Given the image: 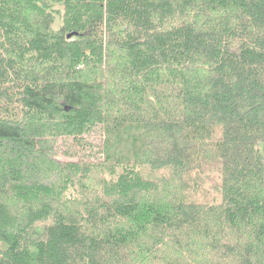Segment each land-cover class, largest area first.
<instances>
[{"label":"trees","instance_id":"16d2710c","mask_svg":"<svg viewBox=\"0 0 264 264\" xmlns=\"http://www.w3.org/2000/svg\"><path fill=\"white\" fill-rule=\"evenodd\" d=\"M0 264H264V0H0Z\"/></svg>","mask_w":264,"mask_h":264},{"label":"water","instance_id":"95a60500","mask_svg":"<svg viewBox=\"0 0 264 264\" xmlns=\"http://www.w3.org/2000/svg\"><path fill=\"white\" fill-rule=\"evenodd\" d=\"M72 35H73V34L71 33V34H69L68 36L71 37ZM66 109H68V108L66 107Z\"/></svg>","mask_w":264,"mask_h":264}]
</instances>
